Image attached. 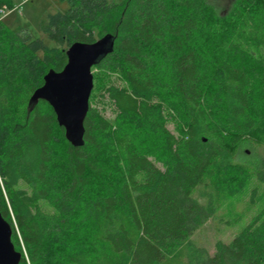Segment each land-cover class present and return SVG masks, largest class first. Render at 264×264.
Instances as JSON below:
<instances>
[{"label": "trees", "instance_id": "16d2710c", "mask_svg": "<svg viewBox=\"0 0 264 264\" xmlns=\"http://www.w3.org/2000/svg\"><path fill=\"white\" fill-rule=\"evenodd\" d=\"M66 1L36 38L1 19L15 5L0 0V213L20 264H264V220L214 255L190 251L225 201L252 192L234 155L247 137L264 145V0H237L229 26L206 0ZM108 34L93 90L105 81L120 121L90 105L75 147L30 99L72 44Z\"/></svg>", "mask_w": 264, "mask_h": 264}, {"label": "rangeland", "instance_id": "374dc122", "mask_svg": "<svg viewBox=\"0 0 264 264\" xmlns=\"http://www.w3.org/2000/svg\"><path fill=\"white\" fill-rule=\"evenodd\" d=\"M119 2L120 0H109ZM211 4L222 22L229 26L237 20L234 15V6L237 0H206ZM14 9L7 13L2 19L7 22L14 31L21 27L30 30L34 37H43L40 23L48 13H64L69 4L66 0H13ZM1 20V19H0ZM94 81L100 73L97 68L92 69ZM111 82L122 85L123 82L116 75H111ZM105 81L99 83L98 90H93L90 105L98 108L111 123L120 121L113 103L104 97ZM167 116V127L174 132L177 119L169 109H165ZM209 143V142H208ZM235 161L249 168L252 182H250L251 194L246 197L240 196L229 199L223 203L213 218L205 223L191 238V249H206L210 255H214L218 242L230 243L245 227L249 226L255 219L264 220V182L257 177L260 165L264 160V145L255 139L247 137L237 146ZM155 160V159H154ZM156 165L163 169L161 162L155 160ZM202 190L208 192V184L201 186ZM197 195L200 194L196 192Z\"/></svg>", "mask_w": 264, "mask_h": 264}, {"label": "water", "instance_id": "95a60500", "mask_svg": "<svg viewBox=\"0 0 264 264\" xmlns=\"http://www.w3.org/2000/svg\"><path fill=\"white\" fill-rule=\"evenodd\" d=\"M115 37L111 34L94 43L76 42L67 51L68 62L60 72L50 70L44 84L30 99L29 111L42 100L54 109L58 123L65 129L68 142L75 147L84 145L85 120L94 89L92 69L114 51ZM13 229L0 213V264H20L22 253L12 241Z\"/></svg>", "mask_w": 264, "mask_h": 264}, {"label": "built area", "instance_id": "2783aa9c", "mask_svg": "<svg viewBox=\"0 0 264 264\" xmlns=\"http://www.w3.org/2000/svg\"><path fill=\"white\" fill-rule=\"evenodd\" d=\"M9 12H10V11H8V10H4V11H3L2 18H3L7 13H9ZM2 18H1V19H2Z\"/></svg>", "mask_w": 264, "mask_h": 264}]
</instances>
